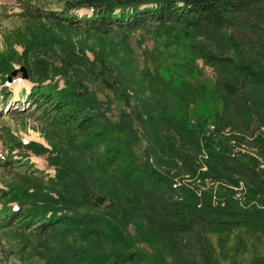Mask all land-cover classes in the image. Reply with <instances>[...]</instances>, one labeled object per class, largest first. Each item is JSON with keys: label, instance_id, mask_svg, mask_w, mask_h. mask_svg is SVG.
<instances>
[{"label": "rangeland", "instance_id": "1", "mask_svg": "<svg viewBox=\"0 0 264 264\" xmlns=\"http://www.w3.org/2000/svg\"><path fill=\"white\" fill-rule=\"evenodd\" d=\"M73 1L0 0V88L5 81L11 85L8 99L0 107V264H46L54 257L68 260L94 245L80 229L59 227L41 234L43 222L38 219L30 228H24L29 220L4 226L8 223L4 215L18 202L39 217L46 204L60 215L106 212L111 223L105 229L112 230L110 236L121 229L123 238L116 246L137 250L135 264H206L201 254L176 251L161 228V217L175 203L197 211L207 206L227 207L228 203L264 208V194L254 195L250 181L219 176L220 162L211 159L205 146L206 137H212L214 151L227 146L231 155L249 157L264 175V116L257 112L239 115L234 105L218 101L212 91V86L219 85L222 69L212 55L244 61L264 73V53L257 49L236 52L228 44L227 31L199 30L175 21L149 22L133 30L96 26L98 23L87 20L92 10L70 8ZM24 3L55 15H76L79 20L74 25L30 20L20 15ZM38 84L57 96H71L74 106L94 115L100 127L131 151L132 158L141 164L149 159L172 180L173 188L178 183L174 189L179 192L171 194L164 185L152 193L125 182L118 168L125 161L104 166L99 157L103 145L76 151L60 135L56 140L65 152L55 149L44 134L48 129L58 132L48 121L55 113L43 117L42 110L27 101V94L17 92L19 86L32 90ZM79 92L85 93L74 94ZM182 93L192 101L187 108L190 120L205 124L198 133L200 144L190 168L172 154L166 138L178 139L176 126L187 110L177 102L183 99ZM177 94L172 109L166 101ZM23 107L27 110L22 112ZM176 108L178 114L173 116ZM220 114L229 117L227 124H219ZM29 141L48 151L37 153L34 146L21 144ZM8 157L13 162L6 164ZM161 157L175 163L161 164ZM183 189L189 191L187 196ZM103 196L105 202L85 206L86 197L95 201ZM74 202L77 204L71 207ZM206 236L213 264H264L262 227L209 230ZM101 240L106 242L103 236Z\"/></svg>", "mask_w": 264, "mask_h": 264}, {"label": "trees", "instance_id": "2", "mask_svg": "<svg viewBox=\"0 0 264 264\" xmlns=\"http://www.w3.org/2000/svg\"><path fill=\"white\" fill-rule=\"evenodd\" d=\"M20 5L22 6L20 15L30 20H57L65 22L62 23L64 25H74L79 20L76 15H55L54 12L45 11L32 3ZM69 6L70 8L85 7L92 10V15L87 20L90 19L95 25L98 23L96 26L100 27L116 26L120 29L133 30L143 27L149 22L175 21L183 23L186 27L198 28L199 30L227 31L228 44L235 46L236 52L242 53L241 49H257L264 53V0H76L69 3ZM173 42L175 41L173 40ZM212 56L222 66L219 85L212 86L215 98L223 104L234 105L236 113L239 115L246 116L247 112L249 115L257 112L260 116H264V73L259 72L254 66L244 64V61H236L232 57ZM40 85L38 84L39 87H32V90L27 94V101L36 105L37 110H42L43 117L48 115L51 117V114L55 113L54 117L48 121H52V126L60 133L49 129L44 133L47 141L55 149L60 148L63 153L65 152L56 140L62 135L65 136L67 143L72 145L70 147L76 151L77 149L86 151L103 145L104 150L99 154V157L104 159V166H113L125 161L123 165L118 166L121 169L119 174L125 182L152 193H156L164 185L168 186L171 194L179 192L172 187V180L161 174L149 159L141 164L138 158H132L131 151L121 144L120 139H115L118 137L113 138L109 131L100 127L94 115L82 112L81 108L74 106L71 96L66 93L57 96L51 90H43ZM2 90L3 99L1 102L4 103L11 90L7 86H4ZM84 93L74 94L77 96ZM243 94L245 96H242ZM177 96L178 94L176 97L171 95L166 101L167 104L169 103L172 109L177 102L184 104L186 109L189 108L188 105L192 103L190 98L182 93L183 99L176 102ZM26 110L27 108H22V112ZM189 112L187 109L179 118V124L176 126L178 139L169 135L166 136L170 146L169 150H172V154L176 157H181L184 162L183 165L188 168L194 162L195 152L199 148L198 133L203 130L205 125L202 120L195 125L189 118ZM1 114L2 110H0V116ZM177 114L176 108L172 115L177 116ZM228 122V116L219 115L220 125ZM205 143L211 154V159L220 162V168H217L219 176L232 180L237 176L247 179L251 182L248 185L254 195L264 194V175L249 157L232 156L231 153L227 152V146H223L221 151H214L215 140L212 137H206ZM21 144L28 147L34 146L37 153L48 151L47 148L36 145L34 141L21 142ZM40 147L42 148L38 149ZM11 162H13V158L10 157L4 161L6 164ZM169 162L175 163L174 160L169 161L160 158L161 164L168 165ZM182 191L187 196L189 191L185 189ZM84 201H86V207L92 208L99 202H105L106 196L98 197L95 201L86 197ZM76 204L77 202H74L70 206L74 207ZM44 207L45 211L41 214L42 217H39L38 213L25 210L23 202H18L14 209L4 215V218H8V223L4 226L10 227L19 220H29L24 228H30L38 219L43 222L39 226L41 234L53 232L59 227L69 231L80 229L87 240L94 242L92 249L76 252L75 258L70 256L66 260L54 257L49 259L46 264L137 263V250L128 251L116 246V241L123 238L121 229L119 228L120 232L116 231L113 236L109 235L112 230L105 229L109 222L111 223L106 212H87L68 216L60 215L58 211L50 209L49 204ZM211 207L207 206L200 211L192 208L196 210L194 211L187 210L183 205L175 203L167 206L165 208L166 216L161 217V228L166 232L176 251L190 256L201 254L205 257L206 264H213L210 245L206 236L207 231H224L241 226L264 228V208L251 206L247 209L230 203L223 208ZM49 212L51 215L47 218ZM160 215L164 216L161 213ZM169 216L173 218H167ZM91 235H95V237L93 238ZM102 236L106 242H102Z\"/></svg>", "mask_w": 264, "mask_h": 264}, {"label": "crops", "instance_id": "3", "mask_svg": "<svg viewBox=\"0 0 264 264\" xmlns=\"http://www.w3.org/2000/svg\"><path fill=\"white\" fill-rule=\"evenodd\" d=\"M18 88H19V90L17 92L26 93L27 90L29 89V86L26 87V88H23L22 86H19Z\"/></svg>", "mask_w": 264, "mask_h": 264}, {"label": "built area", "instance_id": "4", "mask_svg": "<svg viewBox=\"0 0 264 264\" xmlns=\"http://www.w3.org/2000/svg\"><path fill=\"white\" fill-rule=\"evenodd\" d=\"M214 128H215V126H212V129H214ZM234 155H235V154H233L232 156H234ZM177 185H178V183L175 184L176 187H174V188L177 189ZM241 194H242V193H239L240 196H242ZM240 198H241V200H242V197H240Z\"/></svg>", "mask_w": 264, "mask_h": 264}]
</instances>
